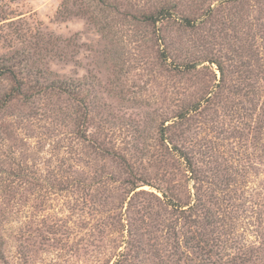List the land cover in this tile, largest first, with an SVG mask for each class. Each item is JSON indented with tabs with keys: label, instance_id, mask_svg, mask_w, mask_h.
I'll list each match as a JSON object with an SVG mask.
<instances>
[{
	"label": "rangeland",
	"instance_id": "obj_1",
	"mask_svg": "<svg viewBox=\"0 0 264 264\" xmlns=\"http://www.w3.org/2000/svg\"><path fill=\"white\" fill-rule=\"evenodd\" d=\"M109 1L0 0V264H264V0Z\"/></svg>",
	"mask_w": 264,
	"mask_h": 264
},
{
	"label": "trees",
	"instance_id": "obj_2",
	"mask_svg": "<svg viewBox=\"0 0 264 264\" xmlns=\"http://www.w3.org/2000/svg\"><path fill=\"white\" fill-rule=\"evenodd\" d=\"M15 0H9V2H13ZM203 2V0H200ZM94 2V8L91 9L90 7H86V11L88 13L89 18L93 20L95 25L99 27V29L104 30L105 26H111L112 21L108 22V15L102 14V16H99V12L101 9H112L113 11L119 12L117 10V6L110 5L109 0H93ZM199 3L198 0H163L158 6H155L153 8H148L146 10H138V13L132 17L137 23L141 24H147L150 26L155 27L158 23H164L169 22L172 17H174V20H178L181 25L185 27H191L194 25V23L197 20V17L199 15H194V13H190V3ZM68 3V0H64V4L66 5ZM112 6V8H111ZM201 8V7H199ZM203 9V7H202ZM96 11L97 14H89L90 11ZM61 14L63 15L62 11ZM61 15V16H62ZM1 20L7 19L8 16L2 15ZM107 22V23H106ZM13 67L10 66V61L8 59H0V76H11L13 74V77H15V72L13 71ZM18 91V90H17ZM20 92V91H19ZM18 92V93H19Z\"/></svg>",
	"mask_w": 264,
	"mask_h": 264
}]
</instances>
